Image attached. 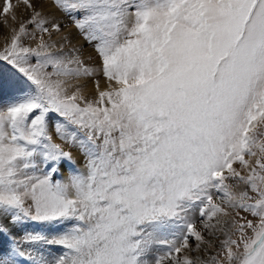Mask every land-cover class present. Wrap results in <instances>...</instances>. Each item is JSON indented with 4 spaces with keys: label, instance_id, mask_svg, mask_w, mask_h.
I'll list each match as a JSON object with an SVG mask.
<instances>
[{
    "label": "snow or ice",
    "instance_id": "1",
    "mask_svg": "<svg viewBox=\"0 0 264 264\" xmlns=\"http://www.w3.org/2000/svg\"><path fill=\"white\" fill-rule=\"evenodd\" d=\"M48 3L100 66L57 45L44 0H0V238L62 229L22 238L58 254L13 242L0 264H264V0ZM50 122L82 157L64 181Z\"/></svg>",
    "mask_w": 264,
    "mask_h": 264
},
{
    "label": "rangeland",
    "instance_id": "2",
    "mask_svg": "<svg viewBox=\"0 0 264 264\" xmlns=\"http://www.w3.org/2000/svg\"><path fill=\"white\" fill-rule=\"evenodd\" d=\"M13 3H15V0H13ZM44 3L49 4L48 0H44ZM49 6H51V5L49 4ZM47 8H44V6H43V11H45L46 13H48L46 11ZM56 13L59 15V18H60L59 20L61 22H65L64 24H66L67 27L72 28L76 31L77 35H79V37L85 42V47L90 48L94 52L95 56L87 58V60H85L84 63L90 67L98 68L100 66V60H99L97 54L95 53L93 46L90 45L87 41H85L83 39V37L77 32V30L75 29V27H74V25L70 19H68L66 16H64L63 14H61L59 12H56ZM26 15L27 14H25V13H21L20 15L17 16V18L19 20L22 17H26ZM8 23L11 26V24H12L11 20H9ZM0 26H1V28H3V29H1L3 31L0 30V36L4 33L0 37V39H3L1 41V44H0V49H2L4 42H5L4 37H5V35H7L6 30L8 31V34H9V28L4 27L3 24H0ZM62 27H63V25L61 26V29H62ZM93 60L98 63V66L93 64ZM0 72H3L4 74L7 75V74L11 73V69L7 65H0ZM96 78L104 79L102 74H100V73L97 74ZM49 131L53 137V142L61 144L62 147H64V149L66 151L72 152L73 155L76 157V163H75V165H73V167L74 168L81 167V164L79 163L80 156L78 154V151L76 149L70 147L69 145L64 144L56 136L55 131H54V127H53L51 122H50V126H49ZM66 166H67V163H65L59 169V172H58V174H56L55 179L60 180L59 176L61 175V173H63ZM242 215H244V214L242 213ZM194 216L198 219V217H199L198 210L194 213ZM249 218H251V217H249ZM61 230L62 229L56 225H47V224H41L38 222L26 221V222H23L22 224H17L14 227H12L11 232L6 239L0 238V246H2L3 249H5V250H9L10 247L12 246L13 242L19 243L22 250L26 251V253H30L32 258L39 260L41 255L44 257H48L50 255H55V254H58L61 251V249L59 247H56V246H46V245H38V246L29 247L28 245H26L22 242V238L24 237V235L26 233H40L42 235L47 236L48 238H52L54 235L57 234V232H59ZM18 259H20L22 262H26L28 257L26 256V257L18 258Z\"/></svg>",
    "mask_w": 264,
    "mask_h": 264
},
{
    "label": "bare ground",
    "instance_id": "3",
    "mask_svg": "<svg viewBox=\"0 0 264 264\" xmlns=\"http://www.w3.org/2000/svg\"><path fill=\"white\" fill-rule=\"evenodd\" d=\"M40 6L41 5L39 3H37V7L39 8ZM44 8H47L46 11L48 13H50V15H49V19L50 20H55V21H57V22H59L60 24L63 25L61 31L59 33H56L53 36V40L57 42V45L58 46H59L60 43H63L62 38L63 37H67L68 40L70 41V43H64V50L65 51H68L69 49H71L73 47L79 49V55H80V57H81V59L83 61L87 60V58H89V57L95 56L94 55V52L90 48L85 47V42L79 37V35H77L76 31L74 29H72V28L67 27V25L64 24L65 22H61L59 20L60 19L59 18V15L56 13V11H54V10L51 9V6H49V4L44 3ZM21 13H25L22 7L17 9L16 14L18 16ZM25 14H27V13H25ZM1 29H3V28H1V26H0V30ZM1 31H3V30H1ZM6 33L8 35V31L7 30H6ZM2 40L3 39H0V44H1V41ZM93 64L98 66V63L96 61H94V60H93ZM99 80L101 81V87L102 88L106 87V82L104 81V79H99ZM87 85L88 86L85 89V95L87 96L88 99H95V97H96V91H95V88H94V86L92 84V81L91 80H88L87 81ZM79 163L82 164V157H80ZM72 167H73V165L70 166V165L67 164V166L64 169L63 173H61V175L59 176L61 181H64L67 178V176L69 174V170Z\"/></svg>",
    "mask_w": 264,
    "mask_h": 264
}]
</instances>
